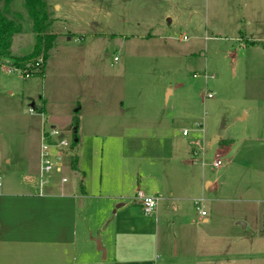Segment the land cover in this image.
Wrapping results in <instances>:
<instances>
[{"label":"rangeland","instance_id":"obj_1","mask_svg":"<svg viewBox=\"0 0 264 264\" xmlns=\"http://www.w3.org/2000/svg\"><path fill=\"white\" fill-rule=\"evenodd\" d=\"M48 4L57 39L44 74L0 61V193L23 192L24 175L39 192L42 129L72 144L77 128L80 170L70 146L42 192L77 203L98 264H264V0ZM15 7L24 20L11 51L24 57L35 35L22 0ZM121 121L134 134L120 133ZM158 122L166 128L155 133ZM174 146L184 154L175 213L153 164ZM217 155L223 166L211 168ZM138 185L159 197L157 216L134 201Z\"/></svg>","mask_w":264,"mask_h":264},{"label":"crops","instance_id":"obj_2","mask_svg":"<svg viewBox=\"0 0 264 264\" xmlns=\"http://www.w3.org/2000/svg\"><path fill=\"white\" fill-rule=\"evenodd\" d=\"M164 127L166 128L164 122H158L149 129H154L155 133H158ZM116 128L120 129V133H126L128 137L129 133L135 132V123L133 121L117 122ZM44 133L46 131L42 129V136ZM122 137L118 139L121 141ZM131 138L133 137L129 139ZM79 142L78 134V145ZM78 145L73 148L78 155L77 171L80 170L78 164L81 157ZM173 149L171 155L158 158L157 161L153 160L155 162L153 164L161 167L157 169V180L167 181L165 182L167 189L164 186L160 189L168 193L166 200L173 202L168 205L175 213L174 202L182 200L178 196V192L183 188L178 174L179 168L184 169V154L177 153L175 146ZM21 178L24 180L23 192L0 193V264H98L99 255L90 247V242L93 240L89 237L90 226L88 221L78 218L77 203H72V199L65 194H43L40 190L37 192L35 176L33 178V176L24 175ZM127 182L133 183V180L128 177ZM178 183L179 186L176 188ZM206 184L210 185V182ZM136 191H140L139 185ZM80 205L82 207L83 203L81 202ZM123 206H125L124 203L119 204L118 208ZM207 221L203 219V222ZM99 250L103 251L101 245ZM106 255L109 256L108 250ZM115 264L142 263L117 260Z\"/></svg>","mask_w":264,"mask_h":264},{"label":"trees","instance_id":"obj_3","mask_svg":"<svg viewBox=\"0 0 264 264\" xmlns=\"http://www.w3.org/2000/svg\"><path fill=\"white\" fill-rule=\"evenodd\" d=\"M17 0H0V61L11 63L15 70H21L29 77L43 75L49 52L53 49L57 36L51 32L53 19L49 12L48 0H22V6L31 22L35 35L33 52L24 57L12 55L11 46L16 34L20 33L24 15L16 9ZM42 58L43 65L30 68L28 63L35 58ZM77 125V123H76ZM78 144L77 128L74 133L72 148ZM71 156V155H70ZM71 166L77 171L78 155L70 157Z\"/></svg>","mask_w":264,"mask_h":264},{"label":"built area","instance_id":"obj_4","mask_svg":"<svg viewBox=\"0 0 264 264\" xmlns=\"http://www.w3.org/2000/svg\"><path fill=\"white\" fill-rule=\"evenodd\" d=\"M114 60L117 61L118 57H115ZM205 78L208 79L209 77L205 75ZM211 78L214 79V76H212ZM206 97L210 99L213 97V95L211 93H208ZM183 135L184 137H189L190 133L188 132V130H184ZM189 145L192 147L191 150L192 157H196L201 154L202 151L200 148H198L200 146V142L198 139L190 138ZM70 146H72V144L69 143L65 138H63L61 132L55 127H52L51 131L44 133L43 143L41 145V150H40V169H39V180H40L39 186L41 193H42V189L50 184L51 177L53 176V174L55 172L58 173L61 171L60 168H56L55 163L62 159L64 155L63 154L64 150L69 148ZM219 157L220 156L217 155L216 160L211 163L210 165L211 168H221L223 166V162ZM203 165H205L204 161H203ZM63 182H66V179H63ZM1 187H2V183L0 178V188ZM134 200L139 202L146 215L148 216L156 215L159 197L145 196L143 192L138 191ZM200 215L202 217H207V213L204 210L200 211Z\"/></svg>","mask_w":264,"mask_h":264}]
</instances>
